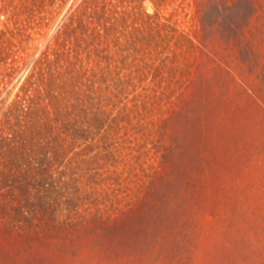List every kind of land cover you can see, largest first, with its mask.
Instances as JSON below:
<instances>
[{"label": "rangeland", "instance_id": "rangeland-1", "mask_svg": "<svg viewBox=\"0 0 264 264\" xmlns=\"http://www.w3.org/2000/svg\"><path fill=\"white\" fill-rule=\"evenodd\" d=\"M0 10V264H264V0Z\"/></svg>", "mask_w": 264, "mask_h": 264}, {"label": "trees", "instance_id": "trees-1", "mask_svg": "<svg viewBox=\"0 0 264 264\" xmlns=\"http://www.w3.org/2000/svg\"><path fill=\"white\" fill-rule=\"evenodd\" d=\"M2 1V0H0ZM5 2V1H4ZM93 4L94 5V8L92 9V12H93V16L97 22V24L99 26H101V20L103 19L104 20V26H106V21L111 17L112 13H113V3H111V1H108V2H92V3H86L85 5H91ZM83 5V3H82ZM82 5H79L77 6L76 8V11L77 12H80V14L78 15V17H80V15H82L83 17L84 16H87V12L85 11V9H83V6ZM1 11V10H0ZM74 22L73 21V18L72 16L70 15V22L69 23H72ZM80 23H77V25H79V27H81L83 30L87 29V31H90V27L89 26H86L85 24H83L81 22V19L79 21ZM67 26V25H66ZM78 27V28H79ZM93 28H91V31H92ZM75 49H72V52H74ZM77 53V51H75ZM46 175L45 176H41L40 177V180H46ZM40 206V204H39Z\"/></svg>", "mask_w": 264, "mask_h": 264}]
</instances>
